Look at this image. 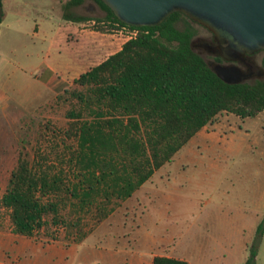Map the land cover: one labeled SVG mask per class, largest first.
<instances>
[{
  "label": "trees",
  "instance_id": "obj_1",
  "mask_svg": "<svg viewBox=\"0 0 264 264\" xmlns=\"http://www.w3.org/2000/svg\"><path fill=\"white\" fill-rule=\"evenodd\" d=\"M92 1L103 18L71 13L85 0H68L64 18L94 20L110 31L124 27L137 35L81 74L73 82L76 88L56 96V107H69L64 129L46 128L56 140L50 151L38 147L33 159L17 158L0 195V210L8 211L9 230L17 236L59 242L55 227L61 225L64 242H82L90 229L85 220H104L114 199L130 197L217 115L252 119L264 110V80L223 82L192 49L193 29L177 28L182 13L157 26L135 27L101 0ZM255 258L253 247L248 262ZM152 264L187 262L157 256Z\"/></svg>",
  "mask_w": 264,
  "mask_h": 264
},
{
  "label": "rangeland",
  "instance_id": "obj_2",
  "mask_svg": "<svg viewBox=\"0 0 264 264\" xmlns=\"http://www.w3.org/2000/svg\"><path fill=\"white\" fill-rule=\"evenodd\" d=\"M67 1L1 0L0 195L19 155L31 160L38 147L44 153L53 147L56 140L47 126L57 131L65 128L69 106L56 107V96L76 88L73 82L81 74L120 50L128 40L126 31H110L94 20H66L63 7ZM70 11L90 19L105 16L92 0ZM186 26L194 31L192 49L213 69L209 65L212 57L203 49L210 32L183 16L177 28ZM252 60L255 70L262 73L246 80L249 84L264 80V51ZM51 71L56 78L53 76L50 84ZM155 179L157 186H165L166 196L183 203L181 216L188 223L210 213L211 224L206 229L210 237L204 243L213 253L205 258L214 262V253L242 254L247 244L249 253L255 247L258 258L243 264H264V110L252 119L217 115L162 167ZM175 189H179L177 193ZM217 202L221 203L214 208ZM122 213L117 217L122 218ZM7 215L6 209L0 210V231L5 233L10 231ZM85 223H89L86 230L94 225L88 220ZM188 223L179 224L175 231L186 235L188 244L196 248L203 243L197 238L206 232L200 224L186 230ZM260 224L258 235L255 231ZM55 232L60 242L66 243L61 225ZM41 240L50 241L47 237Z\"/></svg>",
  "mask_w": 264,
  "mask_h": 264
},
{
  "label": "crops",
  "instance_id": "obj_3",
  "mask_svg": "<svg viewBox=\"0 0 264 264\" xmlns=\"http://www.w3.org/2000/svg\"><path fill=\"white\" fill-rule=\"evenodd\" d=\"M50 75L56 78L52 71ZM203 149L208 148L203 146ZM160 171L162 167L155 170L130 197L114 199L109 205L112 211L90 228L82 242L36 241L10 231H0V264H152L157 256L184 260L187 264L247 263V244L245 253H226L223 256L220 252L214 253V262L212 258H205L213 253L204 243L210 237L206 231L207 225L211 224L210 213L192 218L188 223L187 218L181 216L183 203L178 202L177 197L172 200V197L166 196L164 185H156L155 178ZM177 190L174 192L177 193ZM220 203L213 204V207H218ZM120 209L123 213L119 212ZM119 213H122V218L117 217ZM187 223L186 230L195 229V224H200L201 230L206 232L197 238L203 243L199 242L196 248L188 244L186 235L175 231L176 226Z\"/></svg>",
  "mask_w": 264,
  "mask_h": 264
},
{
  "label": "water",
  "instance_id": "obj_4",
  "mask_svg": "<svg viewBox=\"0 0 264 264\" xmlns=\"http://www.w3.org/2000/svg\"><path fill=\"white\" fill-rule=\"evenodd\" d=\"M123 23L151 27L180 12L207 29L217 43L215 52L225 60L264 50V0H101ZM2 5L0 0V19ZM215 74L227 84L241 83L236 68Z\"/></svg>",
  "mask_w": 264,
  "mask_h": 264
},
{
  "label": "flooded vegetation",
  "instance_id": "obj_5",
  "mask_svg": "<svg viewBox=\"0 0 264 264\" xmlns=\"http://www.w3.org/2000/svg\"><path fill=\"white\" fill-rule=\"evenodd\" d=\"M209 35L210 37L206 39L207 43L205 44L203 49L206 51L207 54H209L212 57L209 65L214 70H217L220 68H236L241 73V83L246 82V80L253 79L262 73L261 70H258V71L255 70L256 63L252 60V58L255 57L258 53L263 52L264 50H260L252 54L245 53L234 61L225 60L221 57L219 52H215L217 43L214 41L213 35L211 33H209ZM191 46H192V40H191ZM261 63L263 64L262 60H261Z\"/></svg>",
  "mask_w": 264,
  "mask_h": 264
},
{
  "label": "built area",
  "instance_id": "obj_6",
  "mask_svg": "<svg viewBox=\"0 0 264 264\" xmlns=\"http://www.w3.org/2000/svg\"><path fill=\"white\" fill-rule=\"evenodd\" d=\"M120 29L127 32L128 40L131 39V38H134L137 35V31L136 30H129V29L124 28V27L120 28Z\"/></svg>",
  "mask_w": 264,
  "mask_h": 264
}]
</instances>
